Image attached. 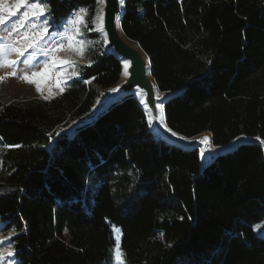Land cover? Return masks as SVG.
<instances>
[{
	"label": "trees",
	"instance_id": "16d2710c",
	"mask_svg": "<svg viewBox=\"0 0 264 264\" xmlns=\"http://www.w3.org/2000/svg\"><path fill=\"white\" fill-rule=\"evenodd\" d=\"M45 2L49 33L88 9L87 47L63 93L0 106V226L16 233L14 263L111 264L115 225L124 264H264L260 141L201 166L198 150L155 140L136 96L55 135L90 114L124 65L89 30L97 0ZM120 30L172 96L169 129L209 132L214 147L264 140V0H124Z\"/></svg>",
	"mask_w": 264,
	"mask_h": 264
},
{
	"label": "snow or ice",
	"instance_id": "6c2138e0",
	"mask_svg": "<svg viewBox=\"0 0 264 264\" xmlns=\"http://www.w3.org/2000/svg\"><path fill=\"white\" fill-rule=\"evenodd\" d=\"M119 3L121 6H123L124 0H119ZM105 4L106 0H97L98 7L96 9V15L92 19V24L94 27L89 30H96L103 33L104 42L107 43L108 33L105 31ZM21 8L24 9L23 14L15 22H13L11 18L16 16L18 10ZM49 11V5L45 2V0H12L11 3H9V0H0V27H3L7 30V35L3 37L4 43H0V67L13 68V70L8 73V75L15 77L17 72L13 66L17 64L21 57H25V54L28 53L30 49L32 50L30 55L23 60V63L26 65L32 63L39 54L49 57L50 63L46 61L41 71H33L30 74L25 72L19 77L21 80L35 85L36 91L40 93H42V84L46 83L47 80L50 79L49 72L56 66L57 63L74 66V62L70 60H60L56 55V53L66 50L64 43L54 42L51 46H47L46 40L49 32L48 20L45 18L42 23H35V21H39L41 17H46ZM87 15L88 9L86 8H80L75 11L68 21L70 29L65 33L60 34L61 40L67 39L68 41L67 50L75 51L78 55H82L85 48L87 47V44L83 40L77 39L78 36L82 35L81 27H87V22L85 20ZM116 19L117 21L119 20V15H117ZM9 24H11L10 29L8 27ZM21 29L24 31H21ZM14 34H17L19 39L14 38ZM90 43L91 41L88 42V44ZM11 53L15 54V59L8 58ZM128 67L129 62L125 61V75L128 74ZM78 74L79 73L76 71L71 73L72 76H76ZM2 79H4V77H0V80ZM85 82L90 83V81ZM62 83V81L57 80L56 84L61 93L64 91V87L61 86ZM112 91L115 92L117 89H112ZM49 96H51L50 90ZM49 96H45L44 99H49ZM156 99H160L159 94H157ZM141 103H145L143 99L141 100ZM145 107L147 108V104H145ZM157 109L161 113L160 123L163 125V104H158ZM149 123H152L151 119L149 120ZM166 130L170 132L172 136H176L180 140L186 139L183 136H179L178 133L172 131L171 129L166 128ZM256 139L259 140L262 145H264V140H261L259 137ZM199 143H209V137L204 136L199 141ZM16 147H19V145ZM204 152V149L200 150V155L202 158L204 157ZM113 228L114 231H119V229H116L115 226H113ZM15 234V231H13L7 237H0V243H3L4 240L10 241L11 236ZM14 255L15 250L13 249L11 243H9L7 248L0 251V261L4 260L6 257H12ZM113 256L117 264H124V253L121 248L120 237L118 235L116 236Z\"/></svg>",
	"mask_w": 264,
	"mask_h": 264
},
{
	"label": "water",
	"instance_id": "95a60500",
	"mask_svg": "<svg viewBox=\"0 0 264 264\" xmlns=\"http://www.w3.org/2000/svg\"><path fill=\"white\" fill-rule=\"evenodd\" d=\"M104 10L105 31L108 33L107 43L104 42L103 45L104 52H111L120 62L123 63V65L125 61H128L129 67L127 69L128 74L125 75L124 69L123 76L120 82L116 86L108 90L107 98L104 104L95 109V113L93 117L89 119L88 124L94 122L99 116L108 112L112 107L121 103L123 100L130 98L131 96H136L141 100L143 99L145 102L142 105L145 109L148 119H151L152 121L150 127L155 135L156 141H163L170 146L177 147L183 150L196 149L199 151V146H202L205 150L204 154H208V152H206V147L208 143L200 144L199 141L204 136L208 135L212 144L211 133H203L201 134L202 136L199 135L201 136L200 138H197L199 136L193 138L185 137V140H180L178 137L172 136L171 133L168 132L160 123L161 113L157 109V105L163 104L164 107L165 103L172 96L171 94H164L160 92L154 78L151 75L148 58L136 43H134L132 40L128 39L122 34L120 30V20L123 14L124 5L121 6L119 0H106ZM117 15H119L118 21L116 19ZM101 35L103 36V33H101ZM112 89H117V91L114 92L112 91ZM157 94L160 95L159 100L156 99ZM145 104H147V108L145 107ZM167 129L169 128L167 127ZM224 147H214L218 150H214L212 152H214L215 155L229 152H223L220 150Z\"/></svg>",
	"mask_w": 264,
	"mask_h": 264
},
{
	"label": "rangeland",
	"instance_id": "374dc122",
	"mask_svg": "<svg viewBox=\"0 0 264 264\" xmlns=\"http://www.w3.org/2000/svg\"><path fill=\"white\" fill-rule=\"evenodd\" d=\"M11 2L12 0H9V3ZM18 18L19 17H18V12H17V15L12 17L11 20L15 22ZM44 19L45 17H41L40 20L35 21V23H42ZM8 27L10 29L11 24H9ZM82 28L83 27H81V32L83 35L85 32H84V29L82 30ZM69 29H70V26L68 25V22H66L64 26H62L60 31H55L52 33L48 32L46 44L47 46H51L54 42L64 43L66 50L58 52L56 53V55L59 57L60 60H70L74 62V66L69 65V64L57 63L56 66L52 68L49 72L50 79H48L46 83L42 84V93L37 92L35 85L29 84L21 80L19 77L25 72H28L30 74L33 71H36V72L41 71L46 61L50 63V58L47 56H44L43 54H39L37 55L36 59L32 63L26 65L23 63V60L30 55L32 51L30 49L29 52L25 54V57H21L20 60L17 62V64L13 66L17 72V75L15 77L8 75V73H10L13 70V68L0 67V77H4V79L0 80V106L6 105L9 103L26 102L30 100H46L44 99V97L49 96V90L51 91V96H49V99H50L53 96L60 93V89L56 86L57 80L62 81L63 83L61 86L66 88V83H67V80L69 79L68 77L72 76L71 73L75 71V66L77 64L83 63V54L78 55L75 51H68L67 50V44H68L67 39L61 40L60 34L65 33ZM21 31H24V30L21 29ZM6 35H7V30L3 27H0V43H4L3 37ZM82 35L78 36L77 39L83 40L87 44L86 40L83 38ZM14 38L19 39L17 34H14ZM8 58L15 59L16 57L14 53H11ZM107 93L108 91H100V96L97 99L96 106L92 109L89 116L85 117L83 120L76 122L75 124L70 125L68 127H58L55 131V135L71 137L73 136V132L76 128H79L82 125L88 124L89 119L93 117L95 113V109L104 104L107 98ZM204 135H207V134H204ZM201 136L197 138H200ZM257 141L259 142V140L257 139H248L245 137H239V139L238 138L235 139L231 144L227 145L226 147L220 150L223 152L230 151L231 149L235 148L239 144L257 142ZM208 145L212 146L210 139H209ZM201 149H203V147L199 146V155H200ZM214 150H218V149L215 148ZM1 153H2V146L0 144V158H1ZM214 156H215L214 152L204 154L203 158L200 155L201 166L206 165ZM113 226L115 225H111V232H112V238L115 244L116 236L118 235L121 241L122 233H121V229L118 226H115V228L119 229V231L118 232L114 231ZM254 232L257 237L263 238L264 237V222L254 226ZM9 234L10 232H2L1 226H0V237H7L9 236ZM9 243H10L9 240H4L3 243H0V251L7 248ZM0 264H15L13 260V256L6 257L4 260L0 261ZM111 264H117V262L114 259V256H113Z\"/></svg>",
	"mask_w": 264,
	"mask_h": 264
},
{
	"label": "bare ground",
	"instance_id": "6f19581e",
	"mask_svg": "<svg viewBox=\"0 0 264 264\" xmlns=\"http://www.w3.org/2000/svg\"><path fill=\"white\" fill-rule=\"evenodd\" d=\"M93 112H94V111H93ZM88 116H89V115H88ZM163 126H164L165 129L167 128V126L165 125V122H164ZM214 149H215V148H214L213 146L208 145V146L206 147V152L210 153V152H212Z\"/></svg>",
	"mask_w": 264,
	"mask_h": 264
},
{
	"label": "built area",
	"instance_id": "2783aa9c",
	"mask_svg": "<svg viewBox=\"0 0 264 264\" xmlns=\"http://www.w3.org/2000/svg\"><path fill=\"white\" fill-rule=\"evenodd\" d=\"M23 12H24V9L21 8V9L18 11V17H20V16L23 14Z\"/></svg>",
	"mask_w": 264,
	"mask_h": 264
}]
</instances>
